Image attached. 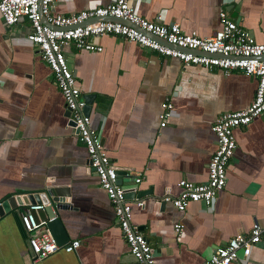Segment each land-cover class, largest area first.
Returning a JSON list of instances; mask_svg holds the SVG:
<instances>
[{
    "label": "crops",
    "instance_id": "1",
    "mask_svg": "<svg viewBox=\"0 0 264 264\" xmlns=\"http://www.w3.org/2000/svg\"><path fill=\"white\" fill-rule=\"evenodd\" d=\"M112 0H55L52 12L71 14ZM136 12L146 20L162 14L199 37L219 27L218 13L264 42V0H145ZM28 23L11 26L0 17V201L19 193L62 187L68 206L58 208L68 240L33 261L16 206L0 217V264H137L114 222L112 207L89 168L87 153L67 116L61 93L38 49L27 38ZM92 40V39H91ZM101 51L64 48L81 95L92 94L89 118L131 196V222L142 232L156 264H200L217 246L254 221L264 223V119L253 118L233 131L235 149L225 168V182L210 205L190 202L178 211L162 198L178 193V181L202 184L215 147L211 131L223 112L246 107L256 78L178 59L115 35L93 38ZM173 112L163 126L161 103ZM143 201L137 206L136 201ZM67 203V202H66ZM35 204V203H34ZM37 204V203H36ZM47 220L42 207L33 211ZM180 225V231L174 230ZM77 239L71 252L62 245ZM264 264V240L245 262Z\"/></svg>",
    "mask_w": 264,
    "mask_h": 264
},
{
    "label": "built area",
    "instance_id": "2",
    "mask_svg": "<svg viewBox=\"0 0 264 264\" xmlns=\"http://www.w3.org/2000/svg\"><path fill=\"white\" fill-rule=\"evenodd\" d=\"M54 1L0 0V17L6 26L20 19L27 21L26 38L38 49L40 59L47 65L61 93L64 109L68 111L77 129V139L87 153L89 168L106 194L114 222L130 255L137 264H156L148 240L131 222V206L125 197L128 187L134 188L140 182V177L134 178L130 186L116 182V169L99 135L90 127L89 114L82 111L84 99L65 58L64 48L72 46L77 50L101 51L93 38L109 34L178 59L183 66L201 65L225 73L237 70L256 78L250 103L244 108L221 113L211 124L215 147L207 161L205 183L180 179L178 193L162 198L181 211L190 202L205 206L212 203L216 192L224 185L225 168L236 146L234 129L247 125L255 117L264 119V42H256L245 28L229 19L224 10L218 13L220 27L210 36L199 37L194 32H183L176 23L164 24L161 13L154 20L139 16L135 4L145 0H112L71 14L53 13L51 8ZM113 18L126 21L129 25ZM161 109L159 119L163 126L173 112L172 103L162 102ZM136 205L142 206L143 201L137 200ZM42 207V204H30L19 215L33 261L46 257L60 247L45 226V222L52 218L38 221L33 214ZM174 230L180 231V225L174 224ZM260 240H264V223L254 221L247 233L230 237L225 244L215 247L200 264L245 262L253 245ZM78 245L79 241L74 239L61 247L63 251L71 252Z\"/></svg>",
    "mask_w": 264,
    "mask_h": 264
},
{
    "label": "water",
    "instance_id": "3",
    "mask_svg": "<svg viewBox=\"0 0 264 264\" xmlns=\"http://www.w3.org/2000/svg\"><path fill=\"white\" fill-rule=\"evenodd\" d=\"M116 21H120L122 23L128 24L126 21L121 19L113 18ZM43 20V19H41ZM129 25V24H128ZM264 57V56H262ZM84 99L83 113L89 114L91 104L93 101L92 94L82 95ZM67 116L69 113L65 110ZM72 125L73 122L71 121ZM74 126V125H73ZM75 132L77 133V129L75 128ZM102 142V139H100ZM123 171L116 170V182L122 184V176ZM62 187H55V185H46V187L42 190L31 191L29 193H19L7 197L0 201V217L9 211L10 208H15L16 206L24 205L27 207L30 204H42L44 210L47 213V218H52L45 222V226L50 232L51 236L54 238L57 245L68 240V237L63 229V225L59 218L56 216V210L58 208H63L64 206H68V200L65 198L66 195L62 191ZM131 196L129 191H126L125 197L128 198ZM67 202V203H66ZM164 204V201H161Z\"/></svg>",
    "mask_w": 264,
    "mask_h": 264
},
{
    "label": "clouds",
    "instance_id": "4",
    "mask_svg": "<svg viewBox=\"0 0 264 264\" xmlns=\"http://www.w3.org/2000/svg\"><path fill=\"white\" fill-rule=\"evenodd\" d=\"M35 204H36V203H35ZM25 208H26V207H25ZM25 208H24V209H25Z\"/></svg>",
    "mask_w": 264,
    "mask_h": 264
}]
</instances>
